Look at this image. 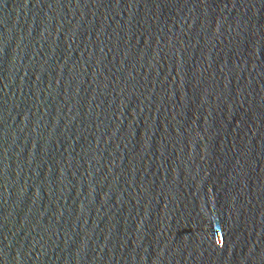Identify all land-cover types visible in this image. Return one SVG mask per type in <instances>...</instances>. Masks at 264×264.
<instances>
[{
  "label": "water",
  "instance_id": "obj_1",
  "mask_svg": "<svg viewBox=\"0 0 264 264\" xmlns=\"http://www.w3.org/2000/svg\"><path fill=\"white\" fill-rule=\"evenodd\" d=\"M0 264H264V0H0Z\"/></svg>",
  "mask_w": 264,
  "mask_h": 264
}]
</instances>
